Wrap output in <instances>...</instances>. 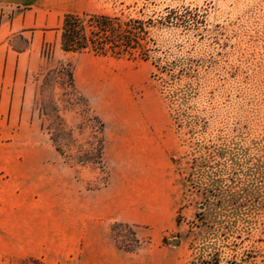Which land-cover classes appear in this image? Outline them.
Listing matches in <instances>:
<instances>
[{
  "label": "rangeland",
  "instance_id": "rangeland-1",
  "mask_svg": "<svg viewBox=\"0 0 264 264\" xmlns=\"http://www.w3.org/2000/svg\"><path fill=\"white\" fill-rule=\"evenodd\" d=\"M89 10L79 17L144 22L147 36L135 56L149 50V61L98 60L130 84L138 104L126 112L168 113L165 130L128 150L129 192L160 209L159 227L139 230L154 232L168 250L179 248L183 264H264V0H95ZM161 17L200 24L167 27ZM44 53L47 65L35 78L42 132L87 190L101 189L115 150L95 108L70 85L79 55L54 61ZM94 117L104 125L101 159ZM115 224L110 237L119 249L135 253L150 244L136 227ZM46 246L51 259L56 244ZM87 247L79 246L85 257Z\"/></svg>",
  "mask_w": 264,
  "mask_h": 264
},
{
  "label": "crops",
  "instance_id": "crops-1",
  "mask_svg": "<svg viewBox=\"0 0 264 264\" xmlns=\"http://www.w3.org/2000/svg\"><path fill=\"white\" fill-rule=\"evenodd\" d=\"M94 3L0 0V264H183L179 248L168 250L154 232L139 230L159 227L160 209L155 200L139 202L125 180L128 150L150 140L153 130L167 128L165 110L126 112V105L138 102L125 76L83 53L71 61L72 83L105 123V142L115 150L108 156L107 184L87 190L86 180L42 132L35 78L47 65L44 52L54 61L74 54L60 48L63 18L91 13ZM113 223L136 227L138 239L150 244L135 253L119 249L110 237ZM49 242L56 244L51 259ZM81 244L88 246L87 257L79 252Z\"/></svg>",
  "mask_w": 264,
  "mask_h": 264
},
{
  "label": "trees",
  "instance_id": "trees-1",
  "mask_svg": "<svg viewBox=\"0 0 264 264\" xmlns=\"http://www.w3.org/2000/svg\"><path fill=\"white\" fill-rule=\"evenodd\" d=\"M162 26L182 27L191 29L200 24L197 20H181L177 18L161 17ZM176 25V26H175ZM147 36L146 27L143 21L129 20L123 23L117 18H110L104 15H84L83 17L74 15H65L61 26L60 48L66 53H90L98 57H111L115 59H128L149 61L148 51H143L142 54L135 56L137 52H141L143 41ZM143 48V47H142ZM157 69V66L153 65ZM69 82L72 86V73H69ZM97 124L102 139L99 142L97 156L102 158L103 153V134L104 125L96 117L92 118ZM50 141L55 150L60 156H63L62 151L56 144V141L50 136ZM56 144V145H55ZM114 223L110 227V231L116 227ZM132 253L126 248L121 249Z\"/></svg>",
  "mask_w": 264,
  "mask_h": 264
}]
</instances>
